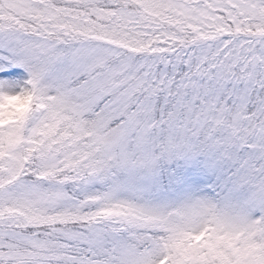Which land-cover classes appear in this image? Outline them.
Returning a JSON list of instances; mask_svg holds the SVG:
<instances>
[{"label":"snow or ice","instance_id":"1","mask_svg":"<svg viewBox=\"0 0 264 264\" xmlns=\"http://www.w3.org/2000/svg\"><path fill=\"white\" fill-rule=\"evenodd\" d=\"M0 264H264V0H0Z\"/></svg>","mask_w":264,"mask_h":264}]
</instances>
